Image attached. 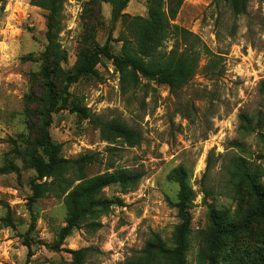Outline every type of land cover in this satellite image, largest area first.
<instances>
[{"label": "rangeland", "instance_id": "1", "mask_svg": "<svg viewBox=\"0 0 264 264\" xmlns=\"http://www.w3.org/2000/svg\"><path fill=\"white\" fill-rule=\"evenodd\" d=\"M157 4L129 0L122 14L147 18ZM112 10L104 0L62 4L57 37L64 74L73 76L105 45L112 56L123 57L118 40L132 36L121 19L112 20ZM46 16L32 0L0 4V166L16 168L0 176V264H125L153 233L169 244L180 225L173 181L178 167L194 193L185 264H208L212 216L241 223L255 209L246 184L230 173L239 172L242 162L264 191V0H248L246 16L237 18L213 0L182 1L169 23L195 35L201 55L194 76L176 94L139 74L122 80L102 55L95 74L71 83L68 109L52 114L47 128L64 159H93L87 177L127 170L141 178L135 186L94 195L93 211L67 232L63 198L30 201L36 177L30 156L40 155L36 127L43 123L37 103L46 97L40 76ZM174 42L170 38L159 52H169ZM56 84L61 90L66 83ZM73 108L125 124L140 135V144H108ZM221 244L215 264H251L264 253V222Z\"/></svg>", "mask_w": 264, "mask_h": 264}, {"label": "trees", "instance_id": "2", "mask_svg": "<svg viewBox=\"0 0 264 264\" xmlns=\"http://www.w3.org/2000/svg\"><path fill=\"white\" fill-rule=\"evenodd\" d=\"M67 0H32V3L47 12L46 16V45L41 54L43 63L41 70L42 88L45 99H40L38 104L41 120L37 133L39 138L40 155L30 156V166L36 177L30 184V201L57 196L63 198L66 209L67 226L64 232L76 227L83 217L91 213L94 204L93 197L105 188L118 186L127 188L135 186L141 178L138 173L127 170H113L104 174L87 177L86 171L93 163L91 158H77L66 160L62 156V146L51 141L47 128L50 116L59 111L68 109V89L71 83L77 81L85 74H95L94 67L98 64V55L112 60L123 80L125 76L137 74L142 78L154 79L163 86H167L171 94H176L194 76L201 55L200 40L187 30L170 25L169 19L176 14L183 0H166L167 12L163 11V1L158 0L156 9L147 18H130L122 11L129 0H104L112 5V20L121 19L126 24V30L132 40L121 38L122 58H117L109 53L107 46L97 48V53L80 66L73 76L64 74L60 64L64 55L58 44L60 31V12L62 4ZM4 0H0V4ZM216 5L225 6L235 18L247 14L248 0H213ZM170 38L175 42L169 52L160 53L159 49ZM134 44V48L129 47ZM181 48V51L180 50ZM215 60H211L210 65ZM131 69V73L128 72ZM131 74V75H130ZM65 81V86L60 90L56 81ZM41 103V104H40ZM72 113H78L82 119L88 120L99 130L100 137L108 144L120 142L129 148L138 146L141 137L125 124L117 121H103L91 116L86 108H73ZM264 138V135H262ZM208 168V167H207ZM239 172H231L230 176L237 179L238 183H245L248 191L255 200V209L248 213L241 223L227 220L221 216H212L213 236L209 248V263L215 264V257L221 251V241L234 239L240 234L247 233L254 222H264V191L257 183V176L245 167L242 162L238 164ZM16 172V168L7 164L0 166V176ZM173 181L178 186L177 216L180 225L175 229L169 244L158 234H152L139 252L136 259L125 264H185L189 249L190 216L193 207L194 193L187 186L186 172L182 167L174 171ZM76 183V184H75ZM31 256L28 250L27 258ZM232 253L224 256L228 259ZM242 260H239V263ZM251 264H264V253H256Z\"/></svg>", "mask_w": 264, "mask_h": 264}]
</instances>
